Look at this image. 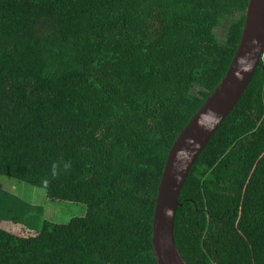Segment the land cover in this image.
<instances>
[{"label":"trees","instance_id":"1","mask_svg":"<svg viewBox=\"0 0 264 264\" xmlns=\"http://www.w3.org/2000/svg\"><path fill=\"white\" fill-rule=\"evenodd\" d=\"M247 5L0 0V176L85 206L52 222L0 188V222L27 230L0 228V264H157L167 154L224 77ZM178 201L187 264H264V56Z\"/></svg>","mask_w":264,"mask_h":264},{"label":"water","instance_id":"2","mask_svg":"<svg viewBox=\"0 0 264 264\" xmlns=\"http://www.w3.org/2000/svg\"><path fill=\"white\" fill-rule=\"evenodd\" d=\"M263 53L264 0H248L241 38L224 77L178 134L167 154L152 220V248L157 264H187L174 237L180 192L197 158L249 85Z\"/></svg>","mask_w":264,"mask_h":264},{"label":"rangeland","instance_id":"3","mask_svg":"<svg viewBox=\"0 0 264 264\" xmlns=\"http://www.w3.org/2000/svg\"><path fill=\"white\" fill-rule=\"evenodd\" d=\"M219 37L223 38V35ZM0 188L17 195L30 204L41 206L44 211V217L52 222L66 223L72 217L82 216L85 213V206L83 205L47 199L43 189L11 177L0 176ZM0 228L14 233H21L19 229H24V227L20 228L19 225L16 227L3 221L0 222ZM23 231L26 232L27 230L24 229Z\"/></svg>","mask_w":264,"mask_h":264},{"label":"clouds","instance_id":"4","mask_svg":"<svg viewBox=\"0 0 264 264\" xmlns=\"http://www.w3.org/2000/svg\"><path fill=\"white\" fill-rule=\"evenodd\" d=\"M209 112H211V110H209ZM212 115H213V117H214L216 120L219 119L218 117L215 116L214 113H212ZM68 168H70V163H65V164H64V169L67 170ZM57 175H58V172H57V166H56V165H53V166H52V178L55 179V178L57 177ZM43 183H44L45 186H47L48 183H49V181H48L47 179H45V180L43 181Z\"/></svg>","mask_w":264,"mask_h":264},{"label":"built area","instance_id":"5","mask_svg":"<svg viewBox=\"0 0 264 264\" xmlns=\"http://www.w3.org/2000/svg\"><path fill=\"white\" fill-rule=\"evenodd\" d=\"M263 56H264V53H263ZM263 56H262V57H263Z\"/></svg>","mask_w":264,"mask_h":264}]
</instances>
